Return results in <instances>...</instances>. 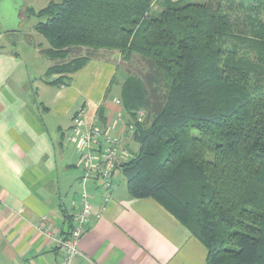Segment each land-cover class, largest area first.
Returning <instances> with one entry per match:
<instances>
[{
    "label": "trees",
    "instance_id": "trees-1",
    "mask_svg": "<svg viewBox=\"0 0 264 264\" xmlns=\"http://www.w3.org/2000/svg\"><path fill=\"white\" fill-rule=\"evenodd\" d=\"M156 1L30 9L54 61L46 80L69 85L101 51L137 58L120 87L138 144L119 165L129 195L174 215L206 264H264V0H164L153 14Z\"/></svg>",
    "mask_w": 264,
    "mask_h": 264
},
{
    "label": "crops",
    "instance_id": "crops-1",
    "mask_svg": "<svg viewBox=\"0 0 264 264\" xmlns=\"http://www.w3.org/2000/svg\"><path fill=\"white\" fill-rule=\"evenodd\" d=\"M106 60H90L69 85L58 86L57 75L36 76L18 52L0 47V264H61V252L39 227L67 237L80 209L82 163L65 140L79 109L89 123L101 122L125 139L130 153L123 161L138 149H131L135 141L119 120L131 122L117 103L123 81ZM101 183L87 184L96 208L106 195ZM116 183L102 218L91 217L72 264H206L207 249L174 215Z\"/></svg>",
    "mask_w": 264,
    "mask_h": 264
},
{
    "label": "built area",
    "instance_id": "built-area-1",
    "mask_svg": "<svg viewBox=\"0 0 264 264\" xmlns=\"http://www.w3.org/2000/svg\"><path fill=\"white\" fill-rule=\"evenodd\" d=\"M117 103H121L117 100ZM84 108L79 109L73 116L72 125L65 138L67 144H73L82 163L83 174L79 184L82 190L79 195L80 209L76 213L73 228L67 237L57 236L41 224L39 230L47 238L51 239L62 254L61 264H72L74 258L80 254L78 241L89 228L91 217L99 220L104 215L107 204L112 199V193L117 187L116 173L123 158L129 155L125 139L122 136L111 134L99 123H89L86 119ZM145 113L141 111L139 117ZM129 136L133 135L135 126L132 122L120 118ZM91 181L102 182V188L106 191L103 203L96 208L87 190V184Z\"/></svg>",
    "mask_w": 264,
    "mask_h": 264
},
{
    "label": "rangeland",
    "instance_id": "rangeland-1",
    "mask_svg": "<svg viewBox=\"0 0 264 264\" xmlns=\"http://www.w3.org/2000/svg\"><path fill=\"white\" fill-rule=\"evenodd\" d=\"M50 1L51 0H0V47H6L9 50L18 52L25 63L31 67L34 74L35 72H37L38 75L42 73L44 77L47 67H50L54 61L44 53L45 49L49 48L48 41L42 33L35 29V25L42 19L36 14H32L30 9H34L35 12H37ZM163 5L164 0H157L154 2L152 13L156 14L161 11ZM6 31H10V33ZM82 52L85 53V51ZM82 52L75 50L71 53V57L81 55ZM97 58L101 60L108 59L106 62L117 68V73L115 75L116 81L120 80L124 82L128 73H130V71H137L140 66V62L137 58H133L131 63H126L119 52L101 51L97 55ZM94 59L96 58H92L91 60ZM136 144L137 143L134 142L131 145L132 150L137 149L138 144ZM66 145L68 146L67 148L73 149L70 145ZM116 179L123 188L126 186V176L121 169L117 171Z\"/></svg>",
    "mask_w": 264,
    "mask_h": 264
}]
</instances>
